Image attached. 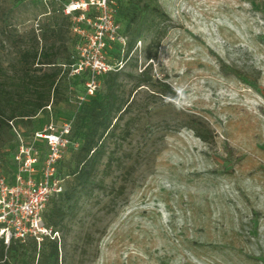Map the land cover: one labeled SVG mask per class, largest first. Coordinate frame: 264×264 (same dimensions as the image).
<instances>
[{
    "label": "rangeland",
    "instance_id": "1",
    "mask_svg": "<svg viewBox=\"0 0 264 264\" xmlns=\"http://www.w3.org/2000/svg\"><path fill=\"white\" fill-rule=\"evenodd\" d=\"M157 1L166 33L150 59L153 31L127 49L131 5L144 0H107L105 8L75 12L73 4L89 0H0V21L17 31L22 47L40 51L57 42L61 69L59 102L34 118L32 129L13 124L4 160L14 167L22 142L34 145L41 169L48 148L35 133L69 124L56 173L63 192L74 188L85 129L78 113L92 96L89 72L76 71L97 58L109 70L93 94L119 72V94L130 105L104 141L92 183L75 187L69 201L52 199L63 211V222L49 227L61 238L63 264H264V0ZM14 55L0 48L8 76ZM145 68L152 85L136 89ZM163 85L175 99L162 96ZM195 121L212 132L208 144L190 129Z\"/></svg>",
    "mask_w": 264,
    "mask_h": 264
},
{
    "label": "trees",
    "instance_id": "2",
    "mask_svg": "<svg viewBox=\"0 0 264 264\" xmlns=\"http://www.w3.org/2000/svg\"><path fill=\"white\" fill-rule=\"evenodd\" d=\"M131 7L134 29L127 49L128 51L132 49L144 31H153L155 39L146 51L147 57L151 59L156 55L154 50L157 49L159 40L166 33V28L161 29L160 25L167 20V15L161 10L157 0H144L143 4L136 2ZM3 21H0V48L8 45L15 52L13 58L15 64L12 65L11 75L8 76L0 67V177H6L10 181L14 167L4 160L5 154H2V150L9 148L15 138L12 126L15 124L18 127L32 129V120L38 117L44 118L48 114L47 107L51 108L50 105L59 102L58 78L61 69L55 62L59 49L56 41L40 51L37 46L24 48L17 31L10 29L6 20ZM42 68L53 69L43 72ZM108 78L103 93L93 94L80 107L78 117L85 129L79 157L72 172L74 188L57 196L67 201L75 196V187L83 190L92 183L97 165L105 153L106 137L114 136L119 120L128 112L130 102L123 100L119 94L121 90V83H118L119 72L108 74ZM152 82L149 69L145 68L134 83V88L149 86ZM162 92L165 98L175 99L177 96V93L167 85L162 86ZM199 123L192 122L190 129L199 141L208 144L213 139L212 132L204 124ZM79 129L76 125L74 132L77 133ZM52 199L50 200L53 203L52 209L48 214L44 212L43 220L46 226L56 228L63 222V211ZM74 199L76 204L78 197ZM37 245L34 240H29L22 244L11 242L6 247L0 240V264H34L35 256L38 257L36 264H63L64 259L62 256L60 258V251L63 250L61 242L46 240L43 247L39 244V250Z\"/></svg>",
    "mask_w": 264,
    "mask_h": 264
},
{
    "label": "built area",
    "instance_id": "3",
    "mask_svg": "<svg viewBox=\"0 0 264 264\" xmlns=\"http://www.w3.org/2000/svg\"><path fill=\"white\" fill-rule=\"evenodd\" d=\"M106 5L107 0H89L73 4L70 12L83 10L87 6L105 8ZM84 70L89 72L86 87L87 95L91 96L95 92L98 76L109 69L96 58L86 65H80L76 72ZM70 130L69 124H64L57 132L49 125L43 132L35 133V139L42 140L48 148L41 169L36 167L34 145L22 142L17 145L11 180L0 177V240L6 247L11 242L22 244L28 240H34L38 245L44 240L59 242L58 233L45 225L43 214L50 200L63 193V180L56 173V163L68 144Z\"/></svg>",
    "mask_w": 264,
    "mask_h": 264
}]
</instances>
